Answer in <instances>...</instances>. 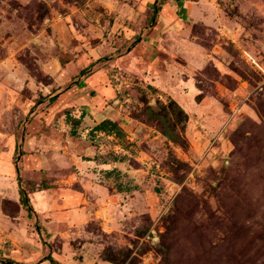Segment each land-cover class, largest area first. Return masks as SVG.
I'll return each mask as SVG.
<instances>
[{
	"label": "rangeland",
	"instance_id": "rangeland-1",
	"mask_svg": "<svg viewBox=\"0 0 264 264\" xmlns=\"http://www.w3.org/2000/svg\"><path fill=\"white\" fill-rule=\"evenodd\" d=\"M186 4L194 16L175 0H0V217L31 187L78 196L86 221L38 237L70 264L121 250L124 264H264V0ZM144 67L169 72L166 92ZM142 92L179 97L187 147L141 121ZM104 114L124 138L93 129ZM23 155L41 174L22 172Z\"/></svg>",
	"mask_w": 264,
	"mask_h": 264
},
{
	"label": "crops",
	"instance_id": "crops-1",
	"mask_svg": "<svg viewBox=\"0 0 264 264\" xmlns=\"http://www.w3.org/2000/svg\"><path fill=\"white\" fill-rule=\"evenodd\" d=\"M175 1H177L178 3L180 1L182 3L180 7H182V9L184 8L185 10L184 14L188 13V16L190 15V13L193 16L196 14V10L190 9L189 4L187 6L186 0H175ZM197 13H199L198 10ZM162 31L163 30L161 29V25H157L153 29H149V32L146 34L145 42L148 44L155 43L154 45L156 48L159 41L161 40ZM171 45H173V47L176 48L180 47L179 44H175L172 42ZM144 70L146 71V74H144L145 78L148 79L150 78L148 82L149 85L153 86L154 88H156L161 92L162 91L166 92L165 88H162L161 85L162 82L166 80V78H172L169 75V72L165 71L164 75H161L159 74V72L155 74L152 72H148L145 69V67ZM103 74L104 71L100 69L99 71H96L92 76H90L89 79L93 78V80L98 81L97 80L98 78L100 79L101 77H104ZM170 88H172V86ZM167 93L171 94V91H167ZM108 95H110L109 89H107L104 93H101L98 96H102V100H103L107 98ZM170 98L173 99L174 97H170ZM177 100H178L177 102H181L179 97H177ZM178 104L181 106L180 103ZM106 118L109 117L105 115L103 119ZM119 125L122 128L120 123ZM122 130L124 131L123 128ZM99 132H103V131H99ZM41 139H43V137H41ZM38 142H44V140L37 141L35 137L32 136L26 137L25 146L28 147L30 144L38 143ZM23 158H24L23 165H27L28 163L30 165L24 166L22 172H28L29 170L36 169L33 170V173L41 174L40 172H38L39 167L42 165L41 160H38L40 166H33L32 161L35 163L34 160L30 161V159H28L26 155H23ZM41 158L42 157L40 156L39 159ZM53 189L54 187H49V185L44 188H40V189L37 188L36 190H33L31 187V189L27 190L28 192L26 198L27 206H24L23 204L18 202V211L16 214L11 216L8 214L7 215L3 214L2 215L3 217H0L1 234L8 233V237H9L7 238L8 239L7 241L9 242V246H8L9 251L3 252V255L7 256L9 259L11 257L12 259V260L10 259L12 261L11 264H70V262L73 261L70 256L71 254H69V256L66 257L64 253L60 254L59 251H57V253L53 250L50 251L48 248L43 247L41 245V242L38 240L40 231L41 232L43 231L45 234H49L48 236L51 238L57 236L62 237L65 236L66 233H68L66 231L68 230L67 229L68 227H70L69 230H71V226H73V224L80 225L84 221H86L84 212L72 208V206H74V204L78 202L79 200L77 199L78 196L76 197V195L73 196L55 195L53 194L55 192L54 191L55 189L54 190ZM33 202L35 204V208L32 204ZM62 205L65 206L68 205L71 208L69 210L68 209L64 210V209H59L57 207ZM27 207H30V210H28ZM37 219L40 221V223L38 224L36 223L37 225H34L33 222L36 221ZM39 225H41L43 228H40ZM3 248H4L3 245H0V250H2Z\"/></svg>",
	"mask_w": 264,
	"mask_h": 264
},
{
	"label": "trees",
	"instance_id": "trees-1",
	"mask_svg": "<svg viewBox=\"0 0 264 264\" xmlns=\"http://www.w3.org/2000/svg\"><path fill=\"white\" fill-rule=\"evenodd\" d=\"M180 6L182 3L179 1L178 3ZM160 9V6H154L153 5V12H158ZM149 88L156 91V88H154L151 85H148ZM143 107L141 109V112L139 114V117L144 119L143 121H146L147 123L153 125L155 129L165 137L166 141L172 142L176 145H179L180 147H187L186 138L184 136L185 126L188 119V115L184 108L178 104V102L172 98H168L167 102H163L159 100L158 98L155 100V105L150 103V98L148 95H145L144 92H142V99ZM137 117V118H139ZM140 120V119H138ZM81 121L80 118H73L71 116H68L67 122L72 124V127L76 124H79ZM96 131H103L108 134H113L114 136L118 138H124L125 132L120 127L119 123L116 121H112L109 118L103 119L100 122H98L94 128ZM75 130L72 128L71 134L74 135ZM121 161L117 158V156H114L113 159L107 162H101L102 164ZM178 163H182L179 160L175 159ZM109 173V172H107ZM20 194L22 195L21 202L24 206H27L26 202V196L24 195V191L20 190ZM16 211H18V203H15ZM28 210H30V207H27ZM17 213V212H16ZM13 213L12 215L16 214ZM111 251L109 254L103 257L104 261H107L109 263L114 264H124L127 260V257L129 255V251L121 250L119 252L112 253Z\"/></svg>",
	"mask_w": 264,
	"mask_h": 264
},
{
	"label": "built area",
	"instance_id": "built-area-1",
	"mask_svg": "<svg viewBox=\"0 0 264 264\" xmlns=\"http://www.w3.org/2000/svg\"><path fill=\"white\" fill-rule=\"evenodd\" d=\"M250 59V61H249V63H253L254 65H256V62H255V60L254 59H251V57L249 58Z\"/></svg>",
	"mask_w": 264,
	"mask_h": 264
}]
</instances>
